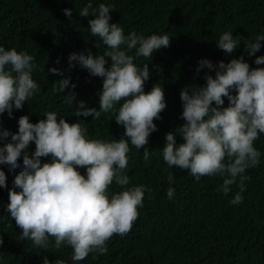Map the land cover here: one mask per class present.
<instances>
[{
  "label": "clouds",
  "instance_id": "1",
  "mask_svg": "<svg viewBox=\"0 0 264 264\" xmlns=\"http://www.w3.org/2000/svg\"><path fill=\"white\" fill-rule=\"evenodd\" d=\"M114 9L113 4L94 6L93 0H87L79 16L95 17L88 20V29L106 47L102 55L88 51L73 52L68 57L70 67L78 64L91 76L103 78L99 108L76 101L74 91L64 95V102L72 107L74 102L77 104L74 114L78 118L91 116L98 120L102 113L115 112V121L125 128L128 139H89L86 127L58 118L55 111H47L46 119L37 123L30 122L27 115L21 116L15 133L0 124V165L7 164L10 172L21 168L9 189L10 202L5 206L8 215L0 216V222L14 218L21 229V240L31 241L36 249L48 250L50 244L57 250L70 247L72 264H79L90 253L107 254V242L113 235L123 237L132 229L139 216L138 208L144 207L145 193L152 189L145 184H130V145L137 150L143 148V160L151 163L153 153L144 146L158 131L154 119H161L160 113L167 107L160 84L145 92L149 66L136 61L140 57L151 60L154 52L170 46L171 37L167 33L125 34L119 23H110ZM63 11L72 17V9ZM262 41L264 32L246 45L247 54L254 56L260 51ZM216 43L229 55L241 44L231 31L223 32ZM255 64L264 65V55L257 56ZM205 67L215 70V77L205 74L204 86L181 90V118L185 122L166 133L160 154L168 168L187 170L196 182L204 176L222 178L217 191L225 196L237 185L239 191L229 203L239 205L249 179L246 170L259 166L262 155L255 142L264 134V67L250 68L243 56L218 64L202 59L197 74ZM38 70L33 55L0 45V115L7 112L11 118L14 108L22 109L25 101L40 92L33 78ZM48 72L62 77L52 84L53 93L75 89L64 71L51 67ZM225 97L227 107H223ZM178 136L182 143H177ZM32 142L36 148L29 156L27 149ZM21 155L23 165L19 163ZM49 156V162H41V157ZM80 168L85 169L84 174ZM167 180L166 195L173 199L176 188L172 186L175 179L171 172ZM6 181L5 171L0 169V187L6 188ZM113 183L121 190L110 191ZM3 243L0 237V245ZM43 264L67 261L61 258L52 262L45 256Z\"/></svg>",
  "mask_w": 264,
  "mask_h": 264
},
{
  "label": "trees",
  "instance_id": "2",
  "mask_svg": "<svg viewBox=\"0 0 264 264\" xmlns=\"http://www.w3.org/2000/svg\"><path fill=\"white\" fill-rule=\"evenodd\" d=\"M93 3L115 5L110 23H119L125 34L167 33L171 40L170 46L154 52L151 60L140 57L136 61L149 66L145 92L160 84L167 104L160 113L161 119H154L158 131L150 135L144 146L153 153L151 163L143 160V148L137 150L130 145L128 153L130 184H145L152 191H146L144 207L138 208L139 216L130 232L123 237L113 235L107 242V254L90 253L79 264H264V134L255 142L262 153L260 164L246 170L249 179L245 181L244 200L239 205L229 203L239 191L237 185L225 196L217 191L222 178L204 176L196 182L187 170L168 168L160 154L166 133L185 122L181 118V90L204 86L205 74L215 77V70L206 67L197 74L200 60L218 64L243 56L250 68L264 67L255 64L256 57L264 55V46L254 56L245 51L246 45L264 32V0H93ZM86 4L87 0H0V45L6 49L15 47L35 57L39 70L33 78L41 89L25 101L22 109L14 108L11 118L7 112L0 115V124L5 129L15 133L21 116L27 115L30 122L37 123L46 119L47 111H55L58 118L62 116L69 123L79 122L86 127L89 139H128L125 128L115 121V112L102 113L98 120H92L91 116L78 118L74 114L77 104L74 102L72 107L64 102V95L74 91L76 101L99 108L98 93L103 78L91 76L78 64L70 67L68 61L73 52L102 55L106 47L88 29V20L95 17L79 16ZM65 8L72 9L71 18L65 15ZM225 31H231L241 42L231 55L216 43ZM261 43L264 45V41ZM51 67L64 71L75 89L53 93L52 84L62 77L48 72ZM224 99L223 107H227L229 102L227 97ZM182 142L178 136L177 143ZM35 148L32 142L27 149L29 156ZM50 158L41 157V162H49ZM19 163L23 165V155ZM0 169L7 177V187H0V216H6L9 189L13 188L14 177L21 168L10 172L4 164ZM79 170L85 173L84 168ZM169 172L175 179L173 199L166 195ZM120 190L115 183L110 186V191ZM0 237L4 241L0 245L3 264H43L45 256L52 262L62 258L72 264V249L68 246L57 250L50 244L48 250L36 249L31 241L21 240V229L14 218L0 222Z\"/></svg>",
  "mask_w": 264,
  "mask_h": 264
}]
</instances>
